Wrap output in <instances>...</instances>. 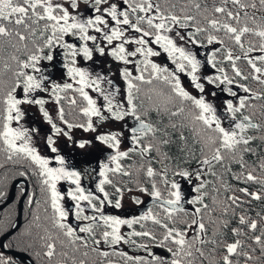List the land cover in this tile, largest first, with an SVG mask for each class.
Returning <instances> with one entry per match:
<instances>
[{"label": "snow or ice", "instance_id": "1", "mask_svg": "<svg viewBox=\"0 0 264 264\" xmlns=\"http://www.w3.org/2000/svg\"><path fill=\"white\" fill-rule=\"evenodd\" d=\"M57 49L71 82L46 74ZM97 57L121 67L105 72ZM62 101L85 120H68ZM33 107L50 126L42 139L59 167L27 125ZM106 123L120 127L99 131ZM74 129L111 150L94 191L59 154L61 138L92 144L75 141ZM0 156V168L37 177L43 204L28 195L35 210L21 240L47 264H264V0H0ZM61 181L74 185L66 196ZM141 196L150 207L119 214L126 201L145 204ZM7 227L0 219V232ZM0 264L15 261L0 251Z\"/></svg>", "mask_w": 264, "mask_h": 264}, {"label": "trees", "instance_id": "2", "mask_svg": "<svg viewBox=\"0 0 264 264\" xmlns=\"http://www.w3.org/2000/svg\"><path fill=\"white\" fill-rule=\"evenodd\" d=\"M62 53H63V50H62ZM73 95L74 94L71 92L68 93L69 97H71ZM77 100H78V105H80L78 95H77ZM62 103L65 107L66 118L68 120H70L74 123L75 122H83L85 120V118L79 114L78 107H70L67 101H62ZM2 159H3L2 156H0V161H2ZM124 163L127 164L128 161H124ZM25 167H27V165H25ZM21 170H24V168H22L20 166H13L11 164L6 165L4 168H0V180L3 181V187H4V190L6 192V195L8 193V190H9L11 183L16 179L23 180L27 185L26 195L23 199V204H22L20 226L11 236H9L5 240V243H8L9 241H15L16 244L20 245V246L14 247L12 249H7V250H11L13 252L25 254L26 256L29 257V259L32 261L33 264H47L46 258L41 257L40 259H37L32 252L23 250V243H26L27 240H21V233L28 227L29 221L32 219L31 213L35 210V204H33L32 208L28 207L27 197L29 194L35 193L34 199H39L41 201V204H43L44 197L40 192V187H39L37 177L31 175V170H29V174L27 177H21L18 175V172ZM194 195H195V193H193V196ZM20 197H21V187L19 186L14 191V197H13V200L11 201V203L8 204L5 208H3L0 211V219H2L4 221V223L6 225H8V227L5 229L4 232H0V237L11 228V224H13L15 217H16V207H17V203H18V200ZM1 203L2 202H0V204ZM187 208L191 209V205ZM258 210H260L259 206H254L253 214L255 211H258ZM40 214H41V216H43V214H44L43 213V207H41V209H40ZM9 221L11 222V224H9ZM137 229H138V226H137ZM126 231H129V230L127 228H124L122 230V232H126ZM33 234H35V230H34ZM136 239L139 240V238H136ZM119 246H121V247L124 246L123 247L124 249H122V250L117 249L118 251L127 252L129 255H133V256L146 255V253H144L143 251L132 248L129 245L121 244ZM101 247H105V246L102 245ZM154 249H158V248H155L153 246L152 250H154ZM105 250L112 251V249H108V248H105ZM163 251L165 252L164 256L166 258L170 259V254H167L165 250H163ZM156 255H158V254H156ZM7 256H9V255H7ZM112 259L118 260L119 258L118 257H112ZM15 264H21V263H19L18 261H15ZM121 264H122V262H121Z\"/></svg>", "mask_w": 264, "mask_h": 264}, {"label": "flooded vegetation", "instance_id": "3", "mask_svg": "<svg viewBox=\"0 0 264 264\" xmlns=\"http://www.w3.org/2000/svg\"><path fill=\"white\" fill-rule=\"evenodd\" d=\"M61 50V49H60ZM61 56H62V50H61ZM63 59V56H62ZM159 63H169L166 58L162 57L158 59ZM48 62H44V64H47ZM169 67H172L169 64ZM118 84V83H117ZM121 88H123V83L121 82ZM33 120L35 121V124H39V129H40V133L43 134V137H45L47 134L50 133V126L48 125V128H46V125H44V123H40L39 120H37V115L33 117ZM129 123H132L131 121H129ZM120 127V125L118 123H106L105 126L101 127L99 129V131H109V130H116ZM84 132L82 129H74L73 130V137L75 141H80V140H84L80 136V134ZM96 133H91L90 137L86 140H92V144L91 145H87L84 149H80L79 147L76 146L74 149H69L67 152H63V151H59V154L64 156L65 160H66V166L70 169V170H76L82 173V179H81V184L82 186L87 189V190H91L94 191L95 189V184L98 183V180L100 179V177L98 176V171L100 168L101 163L106 162L107 160V156L110 153V149H107L104 145L100 144L99 142L94 140ZM42 137V138H43ZM41 138L40 142L41 144L43 143V139ZM66 139V138H65ZM65 146L67 147V145L64 143L63 140H58V146ZM60 146L58 148H60ZM128 147L127 142H125L124 145H122V150H126V148ZM79 148V149H78ZM57 154H54L53 160H54V164L56 167H59V165L56 163L55 161V156ZM186 184V182L181 181V184ZM21 187V190L23 188V185H19ZM18 186V187H19ZM69 188H74V185H71L69 182L67 181H61L59 184V191H61L62 194H65L66 196V192ZM110 190V189H109ZM185 193H187V198H191L193 196V193L190 192V186L187 185V187L184 188ZM145 198V204L140 205V206H134L135 208V212L133 214H139L140 212L146 210V204L147 202L150 200L149 197L144 196ZM65 204L68 207L72 206V202L69 201L66 197L65 200ZM186 208L189 207L190 205H185ZM150 207V206H149ZM107 211L109 213L113 212V210L111 208L107 209ZM87 214H91V212H88ZM132 215V214H131ZM69 222L75 227L77 225L78 222L75 221L74 216L70 213L69 216ZM126 228V227H124Z\"/></svg>", "mask_w": 264, "mask_h": 264}, {"label": "rangeland", "instance_id": "4", "mask_svg": "<svg viewBox=\"0 0 264 264\" xmlns=\"http://www.w3.org/2000/svg\"><path fill=\"white\" fill-rule=\"evenodd\" d=\"M69 40V42H73V43H76L75 39L74 38H66ZM61 50L60 49H57L56 53H55V58L54 60L51 62V63H47V70H46V74H49L52 78V80H54L55 82H58V83H64V82H71L68 80L67 78V75H66V69L63 67V59H62V56H61ZM98 60H101L102 63L99 65L100 68H103L105 70V72H107V65L109 63L112 64V68L113 70L115 71L118 67H121V65H117L115 63H113L110 58L108 57H104V58H100V57H97ZM79 66H86L85 62H83L82 60L79 62ZM113 79L116 81V83H118L121 87V81L117 76H114ZM251 86L253 88L257 87L254 83L251 84ZM90 91V90H89ZM90 94L94 97V98H97V94L95 93H91ZM38 95H43L45 98H48L47 97V94H42V93H38ZM49 111H50V114L53 115L54 119L56 118V113H55V108L56 106L54 104H49L46 106ZM37 115V120L40 121V123H44V125H46V128H48V125L43 121L42 119V116L40 115V113L38 112L37 108L33 107L29 110L28 112V117H27V125L28 126H35V127H39V124H35L34 120H33V117ZM103 132V131H102ZM90 134L91 133H85V132H82L80 134V136L78 137H81L82 139L86 140L90 137ZM43 137V134L40 133V135L36 138L37 139V146L41 152V154L43 156H45L46 158L50 159L51 163H50V167H56L55 164H54V160H53V157H54V153H51L49 149L46 148V146L44 144H41L40 140L41 138ZM60 140H63L64 143L67 145V147L65 146H60V151H63V152H67L69 149H74L76 148L75 147V143L71 142V141H68L67 139L65 138H61ZM58 146V147H59ZM79 149V148H78ZM60 184V183H59ZM59 184L57 185V188L59 190ZM187 187V184H182V189L184 190V188ZM187 194V193H186ZM141 199H143L145 201V198L144 196H141ZM135 205L131 204L129 201H126L125 202V207L123 210H121V212L119 213L120 215L122 216H129L131 214H133L135 212V208H134ZM124 228H122L123 230ZM124 247V246H123ZM123 247L119 246L118 249L122 250L124 249ZM154 254H158V255H162L164 256L165 255V252L162 250V249H154L153 250Z\"/></svg>", "mask_w": 264, "mask_h": 264}, {"label": "water", "instance_id": "5", "mask_svg": "<svg viewBox=\"0 0 264 264\" xmlns=\"http://www.w3.org/2000/svg\"><path fill=\"white\" fill-rule=\"evenodd\" d=\"M19 185H23V191H24V195H21V197L18 200L17 203V207H16V217L15 220L13 222V224L16 225L15 228H10L6 233H4L1 237H0V242L5 243V240L11 236L20 226V217H21V211H22V204H23V199L26 195V191H27V185L26 183L21 180V179H16L14 180L8 190V193L5 197V199L3 200V202L0 204V211L5 208L8 204L11 203V201L13 200L14 197V191L15 189L19 186ZM151 206V200H149L146 204V207ZM145 207V209H146ZM0 251H3L5 253V255H9L12 257L13 260L18 261L21 264H33L32 261L29 259L28 256H26L23 253H17V252H13L11 250H7V249H0Z\"/></svg>", "mask_w": 264, "mask_h": 264}]
</instances>
